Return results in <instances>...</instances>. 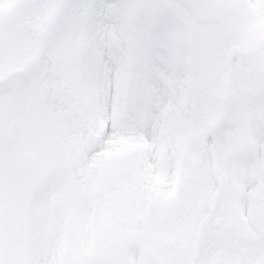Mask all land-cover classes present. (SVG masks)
<instances>
[{
    "label": "snow or ice",
    "instance_id": "snow-or-ice-1",
    "mask_svg": "<svg viewBox=\"0 0 264 264\" xmlns=\"http://www.w3.org/2000/svg\"><path fill=\"white\" fill-rule=\"evenodd\" d=\"M0 264H264V0H0Z\"/></svg>",
    "mask_w": 264,
    "mask_h": 264
}]
</instances>
